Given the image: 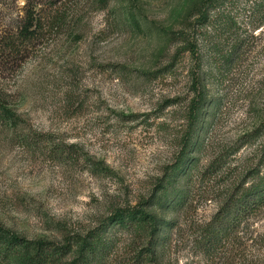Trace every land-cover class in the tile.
I'll use <instances>...</instances> for the list:
<instances>
[{
  "label": "rangeland",
  "instance_id": "1",
  "mask_svg": "<svg viewBox=\"0 0 264 264\" xmlns=\"http://www.w3.org/2000/svg\"><path fill=\"white\" fill-rule=\"evenodd\" d=\"M200 1L0 0L7 17L35 7L51 23L3 80L12 106L34 133L74 146L62 158L36 153L0 129V224L60 244L101 232L106 249L90 264H254L264 253L254 247L264 237V209L223 244L209 242L229 195L264 173V31L224 85L202 71L218 116L207 135L194 131L188 154L198 166L186 207L159 204L162 187H183L173 167L200 64L182 51V33ZM138 207L174 222L157 249L146 231L112 220Z\"/></svg>",
  "mask_w": 264,
  "mask_h": 264
},
{
  "label": "trees",
  "instance_id": "2",
  "mask_svg": "<svg viewBox=\"0 0 264 264\" xmlns=\"http://www.w3.org/2000/svg\"><path fill=\"white\" fill-rule=\"evenodd\" d=\"M104 1L102 3L107 5L109 0ZM4 13L0 8V129L11 132L13 140L24 149L36 153L45 150L62 158L74 146L57 144L50 135L34 133L12 106L10 91L3 83L6 74L22 66L47 28H51V23L35 7L20 9L16 16L11 17ZM194 16L189 33H182L187 40L182 51H189L200 64L195 70L193 83L197 97L191 104L189 132L182 156L173 167V172L179 171L182 175L183 187L170 192L164 186L161 189L164 195L159 197L160 200L158 196L155 197L160 205L167 209L174 208L175 212L186 207L198 166V158L188 154L193 145L194 131L200 128L203 130L202 136L207 135L218 116L220 102L207 96L202 88V75L205 73L217 86L224 85L230 79L234 68L253 50L257 33L264 31V0H201ZM202 136L200 146L204 144ZM102 167L97 166V169ZM254 175L252 173L254 181L251 185L244 183L236 187L215 216L209 229V242L212 245L223 244L241 229L243 223L264 209V173ZM169 178L167 175L166 179ZM114 216L112 220L116 224L128 225L134 231H146L152 240L158 241L155 249L168 240L165 227L171 228L174 224L144 207L120 210ZM255 242L254 247L260 244L264 249V237ZM105 244L107 241L101 232L60 244L43 239L30 240L0 224V264H90L96 255L100 256L102 250L106 249ZM71 258L73 260L70 261ZM253 262L264 264V253H259Z\"/></svg>",
  "mask_w": 264,
  "mask_h": 264
}]
</instances>
